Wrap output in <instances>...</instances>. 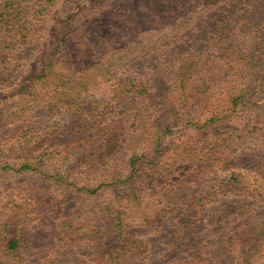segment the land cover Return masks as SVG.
Returning <instances> with one entry per match:
<instances>
[{
  "label": "trees",
  "instance_id": "16d2710c",
  "mask_svg": "<svg viewBox=\"0 0 264 264\" xmlns=\"http://www.w3.org/2000/svg\"><path fill=\"white\" fill-rule=\"evenodd\" d=\"M32 9L29 0H0V31L16 39L5 40L14 50L0 68V125L20 136L13 147L24 152L34 144L31 123L18 114L28 115L27 108L67 114L77 104L93 109L86 126L104 121L100 149L116 146L125 138V123L115 113L122 100L133 105L129 121L138 135L131 140L141 144H134L139 151L128 153L123 169L95 183H73L64 162L6 165L1 148L0 174L31 176L48 191L43 185L63 191L73 185L79 202L94 200L100 224L94 228L91 217L86 222L92 234L108 239L98 264H194L202 258L200 264H264V191L234 185L240 169L264 180V156L243 147L258 135L264 149V0H42L41 14L53 13L34 26ZM155 48H163L166 59L152 61L161 56ZM125 58L133 62L128 75L108 84ZM101 90L113 91L114 99L103 101ZM217 94H225V106L198 113ZM175 130L183 131L184 141L172 153L164 141ZM28 134L31 139L21 140ZM83 140H69L66 152L73 153L72 144L85 146ZM208 171L212 185L201 192L182 196L179 185L166 188L175 178L198 183ZM159 179V185L143 183ZM172 191L178 201L169 200ZM1 207L0 264H27L32 254L17 205L11 198ZM204 208L212 209L211 218L204 219Z\"/></svg>",
  "mask_w": 264,
  "mask_h": 264
},
{
  "label": "rangeland",
  "instance_id": "374dc122",
  "mask_svg": "<svg viewBox=\"0 0 264 264\" xmlns=\"http://www.w3.org/2000/svg\"><path fill=\"white\" fill-rule=\"evenodd\" d=\"M62 1V0H61ZM42 0H29V3L33 6L32 17L30 18V23L32 26L39 22H47V16L51 17L52 13H47L45 16L40 12V5ZM14 32L5 31L4 29L0 31V68H5V62L7 61L9 53H12L14 49L10 48V45L5 42L12 41L16 42L13 37ZM19 38H22L20 36ZM163 48H155L152 53H161V56L155 55L152 61L157 59H166ZM7 54V56H5ZM138 63V61H137ZM133 62L129 63L127 59H124L125 67L116 68L108 84H112L117 80H121L128 75V71ZM7 67V65H6ZM140 70L138 69V72ZM146 71H142L145 73ZM117 79V80H116ZM164 81H159V85L163 86ZM51 90V88H50ZM101 98L103 101H107L113 98V91L101 90ZM214 93H211V97ZM157 96V95H156ZM225 94H217L211 101H206L201 103L200 114L207 112L208 109L215 105L225 106L222 102L224 101ZM165 98H170L169 101L175 102L176 98L172 97L170 93L165 95ZM202 96L198 95L197 99L201 100ZM157 96V101H159ZM161 100V99H160ZM130 100H122V103L117 105L115 110L116 115L119 117L118 120H122L125 123L124 130L120 131V134L125 135L119 144L116 146L107 147L105 149H100L99 144L103 143L100 138V132L98 131L104 121L98 120L92 121L88 125H94L93 128L87 129L86 121L90 120V114L93 111L92 108L85 110L81 105L77 104L74 108V112L66 113H53L51 110H36L27 108V114H18L19 121H26L31 123L34 133H32V138L34 144L31 149L24 150L22 152L19 148L14 146V139L18 138V134L11 131V125L6 126L0 125V140H1V151L4 155V159L1 162L14 166L25 161H37L41 164H56L64 162V170H69L70 179L73 183H95L100 181L102 177L107 176L108 172L120 171L125 166V161L127 159L128 153L138 152L139 150L134 148V144H141L138 141L134 143L131 140V136L138 135L136 127L132 125L131 119L133 113V105L131 106ZM120 102V101H119ZM82 108L83 111H80ZM183 108H178V112H183ZM10 112H14L15 108H9ZM78 112V113H77ZM49 115V116H47ZM17 119L16 117L10 118ZM108 121V120H107ZM148 129L153 130V123L147 122ZM115 131L117 129V122L115 123ZM177 133H173L169 139H165L164 143L171 148L172 153L175 151L177 146H182L184 138H182V130H175ZM25 133H22L23 135ZM31 135L28 134L21 140L26 138L31 139ZM83 140L81 143L85 146H79L80 143H76L78 149L72 144L71 149L73 153L68 154L66 148L68 146V141L73 139ZM258 135H252L247 138L246 143L243 147H249L257 149L264 156V149H262L258 143ZM11 140L10 142H8ZM8 142V143H7ZM107 149V150H106ZM93 155V158H85L84 155ZM83 157V158H82ZM169 160H172L170 157ZM164 160H161L159 166L156 168L157 171L161 167ZM62 164V163H61ZM243 173L241 181L239 184L244 187H254L259 185V189L264 191V180L259 178L255 172H246V169H240ZM210 171L206 172L201 176L195 183L192 179H183L182 184H179L180 179L175 178L168 187H175L179 185L178 188L182 190L181 195L191 196L197 192H201L206 189L209 185H212V178L207 179ZM158 174V172H157ZM156 174V175H157ZM32 177L27 176H15L10 175L8 172L0 174V208L6 205V203L12 198L21 215L18 217L21 225L24 226L23 231L29 239V251L32 256L29 258V263L35 264H98L95 260H98L101 251L105 250L107 238L97 236L95 233L92 234V228H90L86 222L91 217L93 221V227L97 228L100 224L97 214V206L94 200L86 199L84 202H79L80 194L76 192L73 185L66 186L69 191H63L60 185H43L46 188H51L50 191L43 190L35 185H40L32 183ZM157 181L161 180H145L143 183H148V185H159ZM152 183V184H151ZM45 184V182H44ZM165 185V184H161ZM5 187L7 190H5ZM58 188V189H57ZM158 188V187H157ZM156 190V189H155ZM154 191H146L149 195ZM71 191V197L69 192ZM175 196L174 191L171 192ZM158 197H162L157 194ZM170 201H178V198L169 199ZM156 204L159 203L157 199H152ZM161 207H166L164 204L160 203ZM178 205L174 208H169L166 215L163 216L165 221H171L172 215L176 212ZM3 211H6L3 209ZM212 209L205 211L203 210L204 219H209ZM139 225V224H138ZM140 227L136 229L138 232L140 229L144 230L139 235L144 236L145 228ZM163 228V227H162ZM206 230L205 226H201L200 232ZM161 252L162 247L156 252ZM204 258L196 260L194 264L202 263ZM209 264V263H206Z\"/></svg>",
  "mask_w": 264,
  "mask_h": 264
}]
</instances>
